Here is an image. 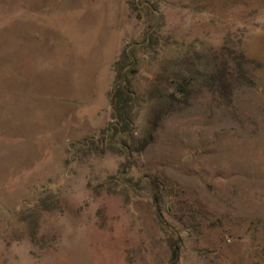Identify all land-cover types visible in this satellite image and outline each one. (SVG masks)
I'll return each mask as SVG.
<instances>
[{
  "label": "rangeland",
  "instance_id": "obj_1",
  "mask_svg": "<svg viewBox=\"0 0 264 264\" xmlns=\"http://www.w3.org/2000/svg\"><path fill=\"white\" fill-rule=\"evenodd\" d=\"M0 264H264V0H0Z\"/></svg>",
  "mask_w": 264,
  "mask_h": 264
},
{
  "label": "trees",
  "instance_id": "obj_2",
  "mask_svg": "<svg viewBox=\"0 0 264 264\" xmlns=\"http://www.w3.org/2000/svg\"><path fill=\"white\" fill-rule=\"evenodd\" d=\"M123 56H128V52L126 50ZM110 99L111 104L117 113V120L121 121L125 125H132L133 122L131 120L129 108L131 103H133V101L136 99V95L131 87L127 84L124 75H117L116 84L110 94ZM117 124V121H113L110 126L112 127L113 125ZM125 130H127V128Z\"/></svg>",
  "mask_w": 264,
  "mask_h": 264
}]
</instances>
